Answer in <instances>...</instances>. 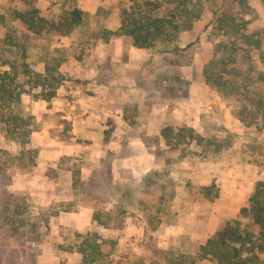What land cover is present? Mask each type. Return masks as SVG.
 Listing matches in <instances>:
<instances>
[{
    "label": "rangeland",
    "instance_id": "obj_1",
    "mask_svg": "<svg viewBox=\"0 0 264 264\" xmlns=\"http://www.w3.org/2000/svg\"><path fill=\"white\" fill-rule=\"evenodd\" d=\"M81 4L97 5L96 13L83 10L79 24L67 35H47L45 30L34 33L15 14L36 8L40 17L57 22L72 9H80ZM132 8L140 11L142 18L166 17L180 26L189 25L178 33L177 49L163 51L169 38L157 39L150 48L158 57L156 71L170 74L173 64L194 62L193 68L203 70L209 82L221 84V99L228 108L233 105L244 129L233 132L214 116L210 118L208 131L216 141L208 144L187 132L172 135L171 143L181 146L166 149L167 152L159 147L161 162L155 167L156 173L138 178L129 176L127 179L141 182L130 189L131 194L125 200L109 186L105 160L91 165L81 158L66 159V163L72 164L73 180H76L73 192L77 206L73 208L93 205L100 216L99 223L94 221L98 229L94 227L85 232L52 222L51 215L69 210L70 205L39 206L33 193L11 192L7 186L8 169L15 163V154L9 148L0 147V264H82L78 250L87 235L102 242L100 261L104 264H217L211 256L198 258L199 246L224 224L216 230L213 226L214 231L208 235L194 237L176 234L173 226L182 224L189 232L191 212L205 211L201 200L214 202L216 184L208 182L207 189L202 185L218 176L217 170H211L217 160H221L223 167L240 170V174L244 173L241 165L252 164L259 176L254 190L258 182L264 183V0H0V120L2 117L7 120L0 121V130L6 131L7 139L17 138L26 146L22 162L27 159L29 170H33L36 151L28 146L32 131L47 130L49 126V131H59L60 125L62 132L69 130L58 112L45 111L48 107L53 111L55 87L63 85L69 89L80 84L76 78L61 72L62 65L79 62L85 56L86 47H94L97 40L110 36L106 20L120 26L122 12ZM248 36L259 40L260 47L248 44ZM42 62L48 75H35L32 66ZM141 81L139 77L138 83ZM143 111L144 107L131 108L129 116L136 117H131L133 126L139 120L138 112L143 118ZM44 119L51 123L46 124ZM171 125H176L172 133H178L181 126ZM149 141L157 143L152 137ZM180 153L188 154L193 161L186 168L189 173L186 170L172 173L171 167ZM253 180V176L241 175L243 185L250 189ZM262 192L260 203L264 204V185ZM253 194L254 191L246 197L242 207L250 206L249 198ZM234 219L240 220L242 229L253 235L255 243L264 245V228L254 223L252 213H239ZM149 220L152 225L158 220L155 229ZM164 224L170 235L162 230ZM125 228L134 233L120 235ZM251 246L250 242L246 244ZM257 255L264 264V251Z\"/></svg>",
    "mask_w": 264,
    "mask_h": 264
},
{
    "label": "crops",
    "instance_id": "obj_2",
    "mask_svg": "<svg viewBox=\"0 0 264 264\" xmlns=\"http://www.w3.org/2000/svg\"><path fill=\"white\" fill-rule=\"evenodd\" d=\"M80 9L96 13L97 5L81 4ZM118 26L119 23L106 20L105 27L112 32ZM94 45L86 47L85 56L79 62L72 66L63 64L60 69L76 78L80 84L73 88L69 86V89L63 85L58 86L53 97L55 100L51 103L53 111L51 107L44 108L49 113L58 112L63 122L69 125V130L62 132L60 125L59 131H49V126L47 130L31 132L28 146L36 151V167L34 165L33 170H29L27 159L25 162L21 159L26 146L23 147L17 138L7 139L6 131L0 130V147L9 148L15 154V163L8 169L9 190L15 194L33 193L39 206L70 205L72 208L69 210L59 211L50 218L54 225L72 226L79 232L94 227L98 229V226L93 219V205L73 208L74 205L77 206L73 192V168L70 166L72 164L66 163V159L81 158L92 165L111 157L120 178H138L156 170L155 167L161 162L159 147L164 150L171 148L162 131L165 128L176 130V125L172 126V123L192 128L205 143L216 141L208 131L210 118L214 116H218L219 121L233 132L244 129L240 118L233 111V105L228 108L221 99V86L207 82L202 74L203 70L196 71L193 68L194 62L170 66L169 76L177 77L179 81L176 91L163 94L156 92L153 86L154 81L161 82L162 73L156 71L158 57L152 49L133 46L132 38L124 34L110 35L97 40ZM32 67L34 71L46 74L44 62ZM145 67L148 70L143 69ZM169 76L166 74V79H170ZM139 77L143 79L141 83H138ZM140 107L145 108L143 118L138 112L139 120L133 126L131 117H136L129 116L130 110ZM44 121L46 124L51 123L45 119ZM151 137L157 143L149 141ZM178 146L181 145L173 146L172 150L178 149ZM217 149L218 146L215 145L214 150ZM189 163L193 165L189 155L180 153L171 167L172 173H180L182 170L189 173L186 169L189 168ZM203 166L205 167L204 164ZM240 168L244 173L240 174V170L237 172L235 168L223 167L221 160H217L211 170H217L218 176L202 185L207 187L210 181L216 184L217 196L212 200L214 202L210 204L209 201L206 203L201 200L205 211L199 213L202 210L195 209L191 212L189 232L182 224L173 226L174 232L193 237L208 235L225 224V221L237 218L246 197L253 193L255 181L259 177L252 164L245 163ZM251 174L254 180L250 189V186L243 185L241 175L247 178L252 177ZM200 197L204 198L201 194ZM162 230L170 235L171 231L166 228V224ZM130 232L133 230L125 228L120 235Z\"/></svg>",
    "mask_w": 264,
    "mask_h": 264
},
{
    "label": "trees",
    "instance_id": "obj_3",
    "mask_svg": "<svg viewBox=\"0 0 264 264\" xmlns=\"http://www.w3.org/2000/svg\"><path fill=\"white\" fill-rule=\"evenodd\" d=\"M82 13L83 11L81 9L74 8L68 14V16L60 17L57 22H54L53 20L49 21L40 17L36 8L30 9L26 13L16 12L15 14L27 27V29L33 31L34 33H41L43 30H45L44 32L47 35H67L73 30L75 26L79 24ZM140 14L141 12L136 11L134 8L131 10H124L122 12V19L119 29L113 32L110 31V35H128L132 38L133 46L137 48H151L155 45L157 39L159 38H169V42L163 48V51H172L179 47L178 43L180 39L178 33L182 30L188 29L189 25L180 26L166 17L142 18ZM244 24L242 28L244 27ZM247 43L255 48L260 47V41L252 40L249 36L247 37ZM186 46H189V43ZM34 74L38 76H44L42 73H38L36 71H34ZM46 75H48L47 72ZM169 77L170 79H166V74H162L161 82H153L156 92L172 94L174 91H176L175 87L179 79L177 77L173 78L171 75ZM205 79L207 82H209L206 75ZM215 85L218 86L221 84L215 83ZM56 88L57 87H55V89ZM0 121L6 122L7 120L2 117ZM172 132L173 131H170L168 128H165L162 131L163 136L166 138V141L169 142L171 147L176 146L177 144L171 143L170 137L172 135L180 136L182 132L192 134L194 138L197 136L199 139V136L195 135L194 130L190 127L183 126L179 129L178 133ZM105 163L108 168L106 172L108 174L107 182H109V186L121 193L122 195L120 198L125 200L128 198L127 195L131 194L130 189L138 187V184L141 181L136 182L132 179L125 180L124 178H120L115 170L113 158H107ZM155 173L156 171L152 170L148 173V175ZM146 180H148L146 182L150 181V179ZM75 181L76 180H73V186ZM124 182H126V185H124ZM263 185L264 183L261 181L256 184L254 194L249 198L250 206H243L240 210L242 215L246 214L247 212L252 213V219L254 223L257 224L261 229L264 228V204L260 203V198L263 196ZM122 187L125 188L123 192L121 191ZM207 188L208 187H205V189ZM144 207L146 210L147 207ZM93 219L99 223L100 216L97 211L93 212ZM148 223L152 229H155L159 224L158 220L154 225H152L150 220ZM252 237L253 235L251 233L242 229L239 219L227 220L221 229L209 236L199 246L198 258H207L211 256L216 260L217 264H262V260L259 258L257 253L264 251V245L259 242L255 243ZM249 242L252 244V246L246 247V244ZM102 246V242H97V240L90 238L88 235L83 237L78 250L82 255V264H104L100 261ZM192 263H195V261L192 260Z\"/></svg>",
    "mask_w": 264,
    "mask_h": 264
}]
</instances>
